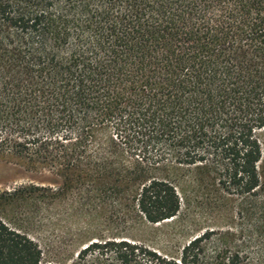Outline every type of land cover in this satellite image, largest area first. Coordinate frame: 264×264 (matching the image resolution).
Instances as JSON below:
<instances>
[{
  "label": "trees",
  "instance_id": "1",
  "mask_svg": "<svg viewBox=\"0 0 264 264\" xmlns=\"http://www.w3.org/2000/svg\"><path fill=\"white\" fill-rule=\"evenodd\" d=\"M263 130L264 0H0V161L51 176L0 193V264H264ZM188 192L217 222L131 236Z\"/></svg>",
  "mask_w": 264,
  "mask_h": 264
},
{
  "label": "rangeland",
  "instance_id": "2",
  "mask_svg": "<svg viewBox=\"0 0 264 264\" xmlns=\"http://www.w3.org/2000/svg\"><path fill=\"white\" fill-rule=\"evenodd\" d=\"M260 134L264 138V130L261 131ZM49 179H51V176L49 174H33L23 170L19 166L12 163L0 161V193L3 191H11L12 189L19 186H26L29 184L47 186V183L45 182ZM188 195L190 196V201L188 203L185 202L184 204H181V210L177 217L173 218L172 220L165 221L161 224L148 226L147 228H140L134 232L132 231L131 236L155 248H162L163 244L173 239L184 243L187 239L198 233L196 231L193 232L194 230L217 222L214 204H203L201 193L188 192ZM120 205L124 206L126 204ZM28 211L29 213H31L32 209L30 208L28 209ZM45 214L47 213H43L42 215H40V217H44ZM49 215H54V213ZM38 217L39 215L35 217L34 220H38ZM87 218V221L90 220V222H92L94 225H96V227L99 228L106 219L105 211L101 209L96 213L94 212L90 214ZM47 219H49L48 216L45 218V221ZM81 222L82 219L78 220L76 217H73L66 222L62 221L60 223V226L53 224L47 226L45 224L42 229L38 230L36 228H31L33 230L29 232L40 242L54 244L57 242L56 237L58 238L59 236H61L63 228L67 230V225H64L65 223L72 224L73 227H76L77 225L81 224ZM72 251L73 250H71L70 252Z\"/></svg>",
  "mask_w": 264,
  "mask_h": 264
}]
</instances>
